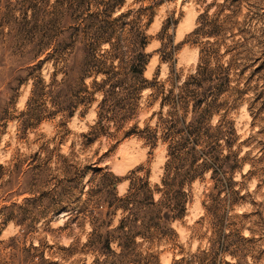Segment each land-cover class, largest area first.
Listing matches in <instances>:
<instances>
[{
  "label": "rangeland",
  "instance_id": "1",
  "mask_svg": "<svg viewBox=\"0 0 264 264\" xmlns=\"http://www.w3.org/2000/svg\"><path fill=\"white\" fill-rule=\"evenodd\" d=\"M119 2L0 0V264H264V0ZM215 9L219 35L207 37L196 30L199 15ZM134 18L147 39L142 88L130 105L121 92L102 108L98 93L80 103L73 81L59 83L63 59L71 66L81 58L79 45L63 44L76 28L90 35L101 26L114 27L117 40ZM204 46L218 48L222 65L235 54L219 78L223 104L199 145L181 132L190 153L180 151L169 168L173 188L198 166L183 215L140 235L147 200L132 186L137 178L158 185L168 159L167 141L151 136L166 110L158 91L194 73ZM128 193L139 220H125L126 233L114 230L127 215L114 197Z\"/></svg>",
  "mask_w": 264,
  "mask_h": 264
},
{
  "label": "trees",
  "instance_id": "2",
  "mask_svg": "<svg viewBox=\"0 0 264 264\" xmlns=\"http://www.w3.org/2000/svg\"><path fill=\"white\" fill-rule=\"evenodd\" d=\"M119 1L115 0L114 5L116 6L120 3ZM220 13L221 9H215L210 15L207 13L199 15L200 25L196 30L202 31L207 37H217L219 35ZM125 14L121 12L119 17H123ZM142 26L137 24L136 18L121 23V37L117 40H112L116 30L114 27L101 26L90 35H86L84 31L76 28L75 30L79 33L69 36L68 42H65L63 46H70L73 51L77 43L81 58L78 62L74 61L71 66L66 64V59L68 58L63 59L65 71H63V77H61L59 83L65 84L69 80L73 81L77 87V92L82 93L79 100L80 103H89L93 100L92 95L98 93L101 98L97 103V107L102 108L106 100L110 99L113 94L117 95L121 92L123 94H120L122 97L120 99L125 100V104L128 99L127 103L130 105L132 95L139 92L142 88L140 83L145 81L142 73L146 64L147 55L144 53V48L147 44V39ZM103 42L106 43V47L100 49L99 45ZM38 52L40 53V50ZM225 52L227 54L230 53L227 48H225ZM234 56L235 54H229L226 64L222 65L218 63L220 59L218 48L204 46V48L199 50L198 64L194 73L188 75L180 84H177L175 79V82H171L168 88H165L164 84L161 85L160 91H158L161 97L159 109L166 107V110L163 115L157 117L152 131L153 135L151 134V136L154 140L160 138L163 141H167L166 155L168 159L165 163L164 175L158 185L150 189L147 187V181L142 182L141 178H137L135 186H132L136 193L141 194L144 200H147L145 206L139 207V210H144L147 216L146 221L141 220L139 223V226L144 229V232H137L140 235H144L149 230L158 232L164 227L166 222L179 219L183 215L188 196L184 188L198 175V166L194 167L193 164H190L184 170L183 178L176 184V188H173V181L168 179L169 168L179 158L180 151H185L186 154L190 153L186 150L185 143L181 137L183 130H189V135L192 137L191 143L195 145H199L202 139L210 137V127L205 125V121L213 113H217L223 104L218 101L222 93L219 78L223 71L228 74V71L233 69ZM211 60L215 63L213 67H209ZM227 74L225 75L226 82L230 81ZM98 76H101L99 80L96 79ZM86 77H92L89 83L84 82ZM214 81L217 82L215 86L211 85V82ZM55 82L56 80L52 77L40 89L49 88ZM119 85L124 86L122 87L124 92L122 90L119 91ZM34 88L35 85L32 92ZM127 112L128 114L130 113L128 108ZM188 113L191 119L186 124L185 117ZM96 114L98 120H101L99 111ZM128 114H122L121 121L126 119ZM103 117L112 121V118L108 115ZM221 126L222 124L214 126L215 132H221ZM132 131L131 129L127 133ZM158 131L160 132L159 136L156 134ZM129 189L131 187L128 188V192ZM154 194H158L156 200L153 199ZM129 196L128 193L123 197H114V201H120L124 203L123 205H115L113 201L106 202L107 207L111 208L115 205V209L119 208L127 213L114 230L123 231L124 228H127L125 232L128 233L129 227L126 226L124 221L129 217H132L133 222L139 220L136 216L134 217V213L131 212L132 209L127 207V203L130 204ZM160 233L162 234V232ZM109 236L110 233L108 232L105 237L107 248H109ZM178 260L182 261L183 258Z\"/></svg>",
  "mask_w": 264,
  "mask_h": 264
}]
</instances>
